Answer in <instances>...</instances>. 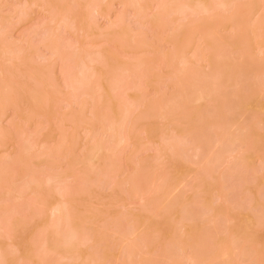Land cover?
<instances>
[{
    "label": "rangeland",
    "instance_id": "374dc122",
    "mask_svg": "<svg viewBox=\"0 0 264 264\" xmlns=\"http://www.w3.org/2000/svg\"><path fill=\"white\" fill-rule=\"evenodd\" d=\"M201 1L0 0V261H260L264 0Z\"/></svg>",
    "mask_w": 264,
    "mask_h": 264
},
{
    "label": "bare ground",
    "instance_id": "6f19581e",
    "mask_svg": "<svg viewBox=\"0 0 264 264\" xmlns=\"http://www.w3.org/2000/svg\"><path fill=\"white\" fill-rule=\"evenodd\" d=\"M222 5H224V3L222 4ZM192 6H194V7H198L199 6V8H202V9H204V10H209L210 9V7L207 5V3L205 2V1H201V0H195V3H193L192 4ZM227 74V73H226ZM117 119V118H116ZM116 122H117V120H116ZM115 121H114V123H112L110 126H109V128H112L111 130H114L113 128H115L114 126H116L117 125V123H116ZM113 124H116V125H114L113 126ZM120 124V123H119ZM113 126V127H112ZM116 127H118V126H116ZM116 129V128H115ZM201 136H203V134L201 135ZM205 136V135H204ZM208 137H209V135H208ZM203 138V137H202ZM205 138V137H204ZM203 138V139H204ZM210 139V138H209ZM204 141H205V139H204ZM205 143V142H204ZM60 210V207H58V206H55L54 207V209H53V213H55V212H58ZM199 250V248H197V250L195 249V256H198V253L199 252H197ZM201 255V254H200Z\"/></svg>",
    "mask_w": 264,
    "mask_h": 264
},
{
    "label": "snow or ice",
    "instance_id": "6c2138e0",
    "mask_svg": "<svg viewBox=\"0 0 264 264\" xmlns=\"http://www.w3.org/2000/svg\"><path fill=\"white\" fill-rule=\"evenodd\" d=\"M0 264H4V262L3 261H0ZM247 264H264V247H262L260 261L259 262H257V261H250V262H247Z\"/></svg>",
    "mask_w": 264,
    "mask_h": 264
}]
</instances>
